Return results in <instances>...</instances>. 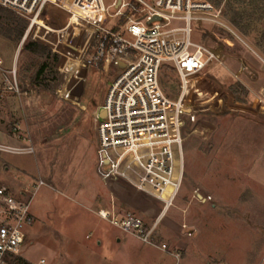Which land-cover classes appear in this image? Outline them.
Masks as SVG:
<instances>
[{"label":"rangeland","instance_id":"obj_1","mask_svg":"<svg viewBox=\"0 0 264 264\" xmlns=\"http://www.w3.org/2000/svg\"><path fill=\"white\" fill-rule=\"evenodd\" d=\"M207 1L235 35L193 26V42L207 43L220 63L189 83L187 102L197 124L187 130L183 184L166 212L123 181L95 179V116L113 76L87 64L95 50L93 28L65 16L59 31L42 17L38 23L49 30L30 29L29 21L0 7L2 16L27 23L20 39L0 35V144L34 148L32 155L0 152V188L30 197L39 181L45 183L32 199L33 224L15 264H264V0ZM53 32L68 36L60 41ZM32 43L46 52H35ZM7 79L16 91H9ZM160 83L169 98L178 97L171 67L162 69ZM195 190L211 202L194 200ZM171 191L166 188L163 198ZM112 208L156 223L154 245L99 217L100 209Z\"/></svg>","mask_w":264,"mask_h":264},{"label":"built area","instance_id":"obj_2","mask_svg":"<svg viewBox=\"0 0 264 264\" xmlns=\"http://www.w3.org/2000/svg\"><path fill=\"white\" fill-rule=\"evenodd\" d=\"M48 6L93 28L95 50L87 64L113 76L95 116L98 176L103 181L127 183L158 200L166 212L183 184L187 130L197 124L194 109L187 102L189 83L210 64L220 63L207 43L193 42V26L209 25L235 33L222 22V11L207 0H112L110 5L105 0H0V7L29 21L30 29ZM224 42L231 46L228 40ZM165 66L178 76L176 99L169 98L161 87ZM10 74L14 81L15 72ZM6 82L9 91H16L15 82ZM0 152L32 155L34 148L13 149L0 144ZM42 186L45 183L41 180L30 197H18L0 188V264H15L21 257L27 229L33 224L31 202ZM169 186L171 195L164 199ZM193 199L212 200L199 190L194 191ZM98 215L122 232L154 245L156 223L148 226L135 214L119 215L115 208Z\"/></svg>","mask_w":264,"mask_h":264},{"label":"trees","instance_id":"obj_3","mask_svg":"<svg viewBox=\"0 0 264 264\" xmlns=\"http://www.w3.org/2000/svg\"><path fill=\"white\" fill-rule=\"evenodd\" d=\"M219 1H221V0H219ZM236 2H238V1L236 0ZM65 16L72 18V16L70 14H68L67 12H65L63 10H53V7L48 6L43 11V13L41 15L42 18H41L40 22L46 26L52 27L55 31H59L66 26L67 20L63 19V18H65ZM2 21H5L6 24H5V26L2 25L0 27V35L7 38L8 40L20 39L21 37L24 36L25 30L27 29V23L23 20H20L16 16H12V14L8 15L7 17L2 16V11L0 8V22H2ZM8 22H9V24H8ZM40 22L36 23V25H37L36 30L40 26H43L45 31L49 30V28H47L46 26H44ZM45 35L46 34H44V37H46ZM66 36H68L67 33L65 35H62V32L54 33V37L55 38L59 37L60 41L62 39H64ZM74 39H78V42H79L78 44L83 48L79 38L74 37ZM30 45H31V48L34 49L35 52H37L38 49L46 52V50L37 43H32ZM30 45H28V47H30ZM44 69H45V66L42 67L39 74H41L44 71ZM18 260H20V259H18ZM23 263L28 264L27 262H23Z\"/></svg>","mask_w":264,"mask_h":264},{"label":"crops","instance_id":"obj_4","mask_svg":"<svg viewBox=\"0 0 264 264\" xmlns=\"http://www.w3.org/2000/svg\"><path fill=\"white\" fill-rule=\"evenodd\" d=\"M97 149H98V145H97ZM97 149H96V155H97ZM96 162V161H95ZM95 173L97 174V166H96V164H95ZM98 175V174H97ZM99 176H97V177H95V179L97 180V179H99L98 178ZM101 180V179H100ZM89 184H90V182H88ZM89 188L91 187L90 185L88 186ZM111 202V201H110ZM109 204V203H108ZM110 205H111V203H110ZM111 207V206H110ZM107 209H100V211H106ZM111 210V209H110Z\"/></svg>","mask_w":264,"mask_h":264}]
</instances>
